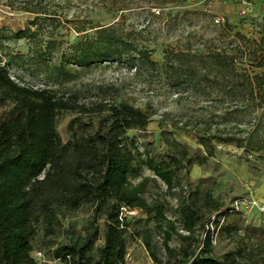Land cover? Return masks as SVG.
Segmentation results:
<instances>
[{"label":"trees","instance_id":"trees-1","mask_svg":"<svg viewBox=\"0 0 264 264\" xmlns=\"http://www.w3.org/2000/svg\"><path fill=\"white\" fill-rule=\"evenodd\" d=\"M178 1L184 0H155L147 7L151 15L157 16L153 9L159 8L161 14L165 5ZM106 9L122 12L131 7ZM113 28L97 26L95 39H81L75 44L77 66H89L104 58L116 63L125 59L124 64L136 74L141 70L166 72L169 66L172 73L168 78L177 94L190 88L199 91L204 80L215 83L217 89H210L214 91L212 98L218 99L223 112L211 114L197 132L203 149L193 150L175 139H167V149L161 156L146 157L141 162L139 147L128 132L144 129L152 121L148 106L136 107L125 100L87 104L81 101L79 92L55 87L60 85L59 73L50 85L48 81L35 87L13 78L0 63V98L13 104L9 114L0 119V264H37L29 242L37 235L36 224L43 220L52 225L59 209L75 212L84 205H92L95 215H103L104 243L95 255L90 254L99 231H89L81 242L64 246L62 256L57 254L56 258L67 264H126L129 223L122 208L154 211V219L166 224L167 229L161 233L164 258L159 257L150 238H144L156 264H223L213 253L207 224L222 205L210 192L191 190L186 195L179 172L188 171L195 164L207 165L214 157L216 144L234 145L247 155L257 154V160L264 163V73L254 71L264 66V34L260 39H248L228 26V35L239 41L236 46L213 45L194 52L166 50L164 63H160L152 59V49L122 39ZM27 32L22 34L27 36ZM46 69L50 67L47 65ZM65 111L107 115L94 132L74 134L63 143L57 123ZM215 119L231 125L220 129ZM252 123L253 131L245 129V124ZM174 128L187 130L185 124ZM141 164L166 184L167 192H177L173 193L178 201L177 215L187 235L177 231L175 222L166 216L163 203L148 201L150 178L132 182L130 177L138 174L136 166ZM174 234L181 240L178 249L169 245Z\"/></svg>","mask_w":264,"mask_h":264},{"label":"rangeland","instance_id":"rangeland-1","mask_svg":"<svg viewBox=\"0 0 264 264\" xmlns=\"http://www.w3.org/2000/svg\"><path fill=\"white\" fill-rule=\"evenodd\" d=\"M152 1L155 0H0V63L13 78L35 87L44 86L48 81L50 85L59 73L60 85L55 87L79 92L81 101L87 104L125 100L136 107L148 106L153 113L152 121L144 129L128 132L139 147L141 162L146 157L161 156L167 149V139H175L193 150L203 149L198 144L197 132L203 129L211 114L223 112L218 99L212 98V92L217 89L215 83L204 80L199 91L190 88L177 94L168 78L172 73L169 66L166 72L141 70L136 74L124 64L125 59L116 63L104 58L99 63L79 67L74 46L81 39H95L97 26L113 25L112 31L117 36L147 46L153 50L152 59L164 63L166 50L194 52L213 45L226 47L233 43L236 46L239 41L228 35V26L248 39H260L264 34L261 23L264 11L260 4L254 3L249 14L242 16L240 0H184L165 5L161 14L159 8L153 9L157 15L153 16L147 7ZM120 5L131 9L106 11V7L111 6L113 10ZM216 16L223 17L224 22L214 23ZM79 29L85 31L80 33ZM25 31H29L27 36L22 34ZM254 71L264 73V66ZM12 107L8 99L0 98V119ZM106 115L62 112L58 117V135L66 143L74 134L92 133ZM214 121L220 123V129L231 125ZM177 124H185L187 130L175 129ZM244 127L253 131L255 124ZM255 155H247L234 145L216 144L214 157L207 165L195 164L188 171L179 172L186 195L191 190L201 194L210 192L222 205L207 224L214 238L213 253L223 264H264V215L257 206L264 204V163ZM136 169L138 174L130 177L132 182L150 178L148 201L163 203L164 212L175 222L177 231L187 235L177 215L178 201L173 194L177 192H167L166 184L145 165H137ZM154 215V211L144 210L127 214L126 264H156L144 245L145 237L150 238L159 257L164 258L161 233L167 226L158 223ZM36 227L37 235L29 242L37 264H45L38 259V252L43 253L49 262L46 264H67L64 259L55 261L57 254L62 256L64 246L81 242L95 228L99 233L90 254L95 255L104 243L105 219L101 214H94L92 205H84L75 212L59 209L52 225L40 220ZM169 245L178 249L180 238L174 234Z\"/></svg>","mask_w":264,"mask_h":264},{"label":"built area","instance_id":"built-area-1","mask_svg":"<svg viewBox=\"0 0 264 264\" xmlns=\"http://www.w3.org/2000/svg\"><path fill=\"white\" fill-rule=\"evenodd\" d=\"M242 5H243V9L241 10V15L242 16H247L252 8V5L254 3H258L260 4V7L262 8V10L264 11V0H240ZM222 22H224V18L221 16H216L214 17V23L221 24ZM263 28H264V16L262 18L261 21ZM256 204V203H255ZM259 208V211L262 215H264V204L263 205H257ZM122 211L125 213L123 216L127 215V214H136L137 210H128L126 208H122ZM127 213V214H126ZM211 240L214 241L213 236H211ZM37 257L39 260H41V262L49 263L48 261L45 260V256L43 255L42 252H38L36 253ZM60 259H55V261H59Z\"/></svg>","mask_w":264,"mask_h":264}]
</instances>
